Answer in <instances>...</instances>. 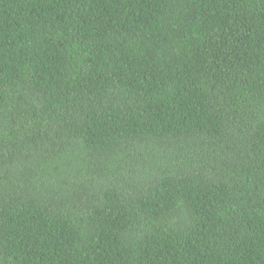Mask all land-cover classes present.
<instances>
[{
  "label": "trees",
  "instance_id": "16d2710c",
  "mask_svg": "<svg viewBox=\"0 0 264 264\" xmlns=\"http://www.w3.org/2000/svg\"><path fill=\"white\" fill-rule=\"evenodd\" d=\"M0 264H264V0H0Z\"/></svg>",
  "mask_w": 264,
  "mask_h": 264
}]
</instances>
